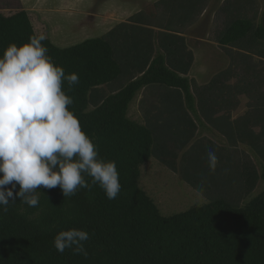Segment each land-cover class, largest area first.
<instances>
[{
	"label": "trees",
	"instance_id": "1",
	"mask_svg": "<svg viewBox=\"0 0 264 264\" xmlns=\"http://www.w3.org/2000/svg\"><path fill=\"white\" fill-rule=\"evenodd\" d=\"M204 2L160 0L158 5H164L168 13L156 23L138 14L101 38L71 47L59 48L48 36L42 42L66 75L78 74L79 83L71 89L67 81L63 83L62 90L74 101L69 110L96 145L99 158L116 163L121 191L109 200L98 185L91 191L81 189L71 198H64L59 187L41 188L36 207L17 198L7 213L0 212V264H264V191L240 209L221 189L240 184L246 196L259 180L264 181V96L249 106L253 112L231 124L227 114L235 106L225 85L231 70L217 74L204 88L189 80L193 54L179 34L200 14ZM152 28L159 30L155 36ZM37 29L24 11L10 17L0 14V57L9 45L29 42V37L39 34ZM263 41L264 25L248 18L230 21L217 36L223 47L261 57ZM145 88L163 91L159 96L162 109L155 110L146 125H139L128 118V110ZM215 95L227 97L216 102ZM189 112L220 128L230 143L247 145L263 164L260 173L251 163L236 168L232 156L216 153L219 164L210 173L203 157L199 161L204 165L202 174L195 170L197 161L192 173V164L184 168L182 177L201 194L204 186L195 188L193 180L203 179L205 186L211 183L214 196L202 207L163 217L138 187L140 167L153 157L175 170L174 150L190 141L196 127ZM218 112L225 114L214 119ZM201 148L206 146L197 144L192 149ZM206 149L205 153L213 150ZM70 228L88 231L87 257L70 250L61 254L54 248V237Z\"/></svg>",
	"mask_w": 264,
	"mask_h": 264
},
{
	"label": "rangeland",
	"instance_id": "2",
	"mask_svg": "<svg viewBox=\"0 0 264 264\" xmlns=\"http://www.w3.org/2000/svg\"><path fill=\"white\" fill-rule=\"evenodd\" d=\"M159 2L160 0H0V14L10 17L20 11L26 12L38 27L39 34L44 33L55 46L67 48L89 39L101 38L117 25L129 24L134 15L141 14L156 23L168 13L164 5H158ZM204 4L200 14H196L192 23L180 34L188 51L193 54L188 78L197 87L204 88L217 74L230 69L232 77L225 85L230 88L228 91L231 95L228 98L235 108L227 115L229 123L235 124L246 113L253 112L249 106H255L258 97L264 96V57L238 48L223 47L217 43V36L227 23L236 18H248L255 25H264V0H205ZM153 31L155 36L159 30L154 28ZM154 43L157 49L155 40ZM259 50L264 56V41ZM103 90L106 91L105 87ZM162 94L163 91L156 88L140 90L129 106L128 118L139 125H146L155 110L162 109L159 104V96ZM226 97L215 95L214 99L221 102ZM148 109L151 116H146ZM189 113L196 127L187 144L179 150L171 147L176 154L175 170L167 168L153 157L140 167L138 187L152 200L163 217L179 214L196 206L202 207L214 196L216 189L211 183L207 186L203 184L205 193L201 194L182 177L184 168L187 167L188 170L192 164L189 170L192 173L193 163L197 161L195 170L202 174L204 165L199 161L206 157L207 147L224 156H232L236 168L251 163L260 173L263 164L247 145L230 143L220 128L199 117L197 113V116ZM224 114L215 113L213 118ZM167 121L171 123L170 120ZM221 125L225 126L223 122ZM170 130L172 131V127L168 131L171 132ZM253 131L258 133L259 128H254ZM197 144H203L206 148L193 150V146ZM210 179H213L212 183H216L215 178L211 176ZM193 181L195 188L203 187L201 181ZM221 189L225 191L224 197L234 207L244 209L264 191V181L259 180L254 190L246 196L240 189V184H234L230 190L227 187Z\"/></svg>",
	"mask_w": 264,
	"mask_h": 264
},
{
	"label": "clouds",
	"instance_id": "3",
	"mask_svg": "<svg viewBox=\"0 0 264 264\" xmlns=\"http://www.w3.org/2000/svg\"><path fill=\"white\" fill-rule=\"evenodd\" d=\"M44 33L29 37L22 46L9 45L0 57V212L20 201L39 205V189L59 187L64 198L79 190L99 186L109 200L120 191L119 172L114 161L99 158L96 145L82 130L79 119L69 110L73 98L65 93L79 83L77 73L65 74L42 44ZM210 173L219 158L206 153ZM90 178V179H88ZM205 181L201 180V185ZM18 187V190H17ZM88 231L70 228L60 231L54 248L63 254L88 256Z\"/></svg>",
	"mask_w": 264,
	"mask_h": 264
},
{
	"label": "crops",
	"instance_id": "4",
	"mask_svg": "<svg viewBox=\"0 0 264 264\" xmlns=\"http://www.w3.org/2000/svg\"><path fill=\"white\" fill-rule=\"evenodd\" d=\"M152 29H154V28H152ZM180 35V34H179Z\"/></svg>",
	"mask_w": 264,
	"mask_h": 264
}]
</instances>
